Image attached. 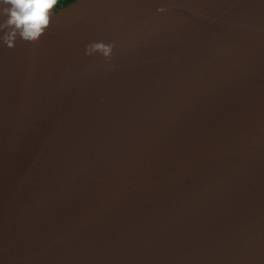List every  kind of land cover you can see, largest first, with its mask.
<instances>
[{"label": "water", "instance_id": "water-1", "mask_svg": "<svg viewBox=\"0 0 264 264\" xmlns=\"http://www.w3.org/2000/svg\"><path fill=\"white\" fill-rule=\"evenodd\" d=\"M77 2L0 40V264H264V0Z\"/></svg>", "mask_w": 264, "mask_h": 264}, {"label": "clouds", "instance_id": "clouds-1", "mask_svg": "<svg viewBox=\"0 0 264 264\" xmlns=\"http://www.w3.org/2000/svg\"><path fill=\"white\" fill-rule=\"evenodd\" d=\"M59 4L60 0H0V33H3L0 40L9 48L15 47L18 38L32 44L39 43L51 27ZM114 48V44L92 42L86 45L85 54L99 53L111 60Z\"/></svg>", "mask_w": 264, "mask_h": 264}, {"label": "trees", "instance_id": "trees-1", "mask_svg": "<svg viewBox=\"0 0 264 264\" xmlns=\"http://www.w3.org/2000/svg\"><path fill=\"white\" fill-rule=\"evenodd\" d=\"M73 1L74 0H60V4L57 5V8H59L62 5H67V4H69V3L73 2Z\"/></svg>", "mask_w": 264, "mask_h": 264}]
</instances>
